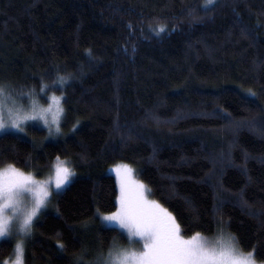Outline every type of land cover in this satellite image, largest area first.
<instances>
[{
    "label": "trees",
    "instance_id": "trees-1",
    "mask_svg": "<svg viewBox=\"0 0 264 264\" xmlns=\"http://www.w3.org/2000/svg\"><path fill=\"white\" fill-rule=\"evenodd\" d=\"M204 5L0 0V83L56 93L65 110L56 139L37 124L1 133L0 166L43 176L59 157L74 172L35 219L24 264H88L124 238L99 220L118 205V162L184 235L223 226L264 264V0ZM15 246L0 240V264Z\"/></svg>",
    "mask_w": 264,
    "mask_h": 264
},
{
    "label": "snow or ice",
    "instance_id": "snow-or-ice-1",
    "mask_svg": "<svg viewBox=\"0 0 264 264\" xmlns=\"http://www.w3.org/2000/svg\"><path fill=\"white\" fill-rule=\"evenodd\" d=\"M214 5L215 0H205V8ZM163 30L164 26H161L159 31ZM58 79L61 84L65 82L63 76H58ZM45 87L47 85H43L41 91ZM10 91L6 83H0V131L11 125L23 132L25 128L22 122L40 119L47 125L50 135L53 126L56 132H60V119L65 111L62 97L53 96V103L46 108L39 106L35 100L29 111L8 108V118L5 119L4 99L10 95ZM116 172L120 184L119 207L115 212L105 214L102 219L125 230L129 246L113 242L106 255L99 253L95 261L89 264H257L255 251H242L238 238L226 233L223 226L218 228L212 239L200 232L191 236L183 235L176 217L159 201L149 200L145 196L143 184L131 179V169L127 165L117 167ZM72 175L67 162L57 157L53 190L58 192ZM49 186L50 180L37 181L32 174L24 173L15 165L0 169V238L30 234L33 218L50 200ZM29 192L33 197L30 207L22 199ZM9 210L12 215L6 214ZM136 244L140 247L133 246ZM23 252V242L18 241V264L23 262Z\"/></svg>",
    "mask_w": 264,
    "mask_h": 264
},
{
    "label": "rangeland",
    "instance_id": "rangeland-1",
    "mask_svg": "<svg viewBox=\"0 0 264 264\" xmlns=\"http://www.w3.org/2000/svg\"><path fill=\"white\" fill-rule=\"evenodd\" d=\"M53 96L61 97L60 95H58L56 93H50L47 96V99L48 100H45V102H41V100H39L40 99L39 96L36 95V94L34 95V94H27V93H25V94L17 95L15 92L10 91V95L6 96L5 99H4V104H5L4 115H5V119L8 118V112H7V109L8 108H12L13 110L22 108L24 111H29L31 109V107H32L33 100H35L39 106H42V107H45L46 108L50 103H53V101H52V97ZM25 97L27 99L26 102L23 100ZM61 103L63 105L62 99H61ZM63 108H64V106H63ZM63 114H62L61 119H60V132H56L55 126H53V128H52V134L51 135L49 134L47 125H45L43 123V121L40 120V119L24 121V122H22V124H23L24 128H26V126L28 124H37V125H40V126H42L45 129V139H56V138L60 137L62 135V133H63V129H62ZM49 119L51 120V114L50 113H49ZM8 131H19V130L15 129L11 125H8V126H6V129L5 130L0 131V134L1 133L8 132ZM60 161H66L67 164H68V166L71 168L68 160H65V159L60 158ZM56 163H57V159L50 166L48 172L45 175H43V176H38V175H36L35 173H33L31 171H25V170L20 169V168H18V169H20L24 173H30V174H32L37 181L44 182V181H49L50 180L49 193H50V198H51V196L53 195V193L54 192H57V191H54L53 190V189H55V165H56ZM123 165H127L131 169L130 176H131V179L133 181L140 182V183L143 184L145 196H147V198L149 200H155V201H157L155 198H153L150 195L148 186L136 176L135 167L133 165H131V164L124 163V162L115 163V164L111 165L108 168V171L111 172L112 174H114L115 177H116V179H117V184H118V189H119L118 197L120 195V184H119V180H118V177H117L116 169H117V167H120V166H123ZM8 166L9 165L0 166V169H5ZM71 170H72V168H71ZM121 170L123 171V169H121ZM72 172H73V170H72ZM73 174H74V172H73ZM72 177H73V175L70 177V180H71ZM70 180H69V182H70ZM69 182H67L64 186H62V188L60 190H62ZM22 199L29 205V207L31 206L33 197H32V194L30 192L27 193L26 196L22 197ZM48 204H49V202L46 204L45 207L42 208V210L40 212H38L37 216L33 218V223H34L35 219L43 212V210L47 209ZM117 204H118L117 205V208H118L119 207L118 198H117ZM117 208L114 211H112V212H115L117 210ZM108 213H110V212H108ZM6 214L7 215H12V212L9 210ZM105 214H107V213H102V214L99 215L100 222L103 223V224H105V225H108V226H113V227L119 228V230L122 232V234L124 236V238H121V237L115 238V240L113 242H116V243H118L121 246H125V247L129 246L128 245V239H127L126 231L123 230V229H121L119 227V225H117L115 223H108V222L103 221L102 217ZM33 223H32V227H33ZM32 227H31V231H32ZM225 232L226 233H229L227 231H225ZM30 234H31V232H30ZM30 234L27 235V236H24V235H21V234H14V237L16 239V245H17V242L18 241H22L23 242V248H24V243H25L26 239L30 236ZM216 234L217 233H215L214 235H205V234H202V235L208 237L209 239H212V238L215 237ZM189 236H191V235H189ZM1 239H3V238H0V240ZM112 245H113V243H112ZM133 246L134 247H137V248L140 247L139 244H136V245H133ZM109 248H107L106 250H101V249L100 250H97L96 249L95 252H94L95 253L94 254V259L101 252H103L106 255L108 253ZM256 262H257V264H263V263L258 262L257 260H256ZM6 264H18V261H17V253H16V246H15V256H14L13 260L12 261L11 260L10 261H7ZM22 264H24V257H23Z\"/></svg>",
    "mask_w": 264,
    "mask_h": 264
},
{
    "label": "bare ground",
    "instance_id": "bare-ground-1",
    "mask_svg": "<svg viewBox=\"0 0 264 264\" xmlns=\"http://www.w3.org/2000/svg\"><path fill=\"white\" fill-rule=\"evenodd\" d=\"M31 103V102H30Z\"/></svg>",
    "mask_w": 264,
    "mask_h": 264
}]
</instances>
